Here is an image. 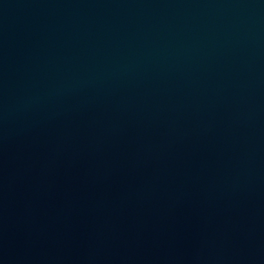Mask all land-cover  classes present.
<instances>
[{
    "label": "water",
    "instance_id": "obj_1",
    "mask_svg": "<svg viewBox=\"0 0 264 264\" xmlns=\"http://www.w3.org/2000/svg\"><path fill=\"white\" fill-rule=\"evenodd\" d=\"M0 264H264V0H0Z\"/></svg>",
    "mask_w": 264,
    "mask_h": 264
}]
</instances>
